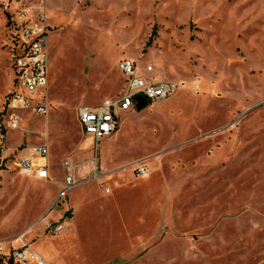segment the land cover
<instances>
[{
	"label": "rangeland",
	"instance_id": "1",
	"mask_svg": "<svg viewBox=\"0 0 264 264\" xmlns=\"http://www.w3.org/2000/svg\"><path fill=\"white\" fill-rule=\"evenodd\" d=\"M26 6H42L49 27L46 88L35 92L47 112L24 114L7 146L46 142L51 182L0 169V264H33L13 260L24 249L45 264H264V0ZM13 9L0 6V113L15 79ZM123 59L177 89L121 113L117 131L95 143L76 110L122 92ZM90 157L109 178L85 173L48 208L63 162ZM59 223L64 232L47 233Z\"/></svg>",
	"mask_w": 264,
	"mask_h": 264
},
{
	"label": "built area",
	"instance_id": "2",
	"mask_svg": "<svg viewBox=\"0 0 264 264\" xmlns=\"http://www.w3.org/2000/svg\"><path fill=\"white\" fill-rule=\"evenodd\" d=\"M29 0H0L4 10L13 8L12 24V68L14 71L13 90L7 96L0 113V169L11 171L25 178L36 180L49 179V152L46 142L21 143L11 148L7 146L9 132L20 129L23 116L30 113L33 116L44 115L47 112L45 95L42 99H35L37 90L46 88V36L49 27L45 23V11L42 6L30 9L26 6ZM118 71L124 78L122 92L114 99H106L97 106H83L76 110L77 123L84 135L89 136L95 143L113 135L117 129L120 114L136 110L139 103L148 104L168 98L177 89L174 82H164L149 78L153 74L151 66L140 71L135 63L123 59L118 63ZM25 92H29L30 97ZM44 139L46 135L41 134ZM11 151L12 155L5 157ZM91 159V178L89 181L102 183L109 177L100 173ZM66 177L58 197L53 205L60 203L66 195L80 186L75 181L74 168L68 161L63 162ZM134 173L140 177L145 176L148 170L140 165H135ZM106 193L108 188H104ZM65 224L59 223L47 228V233L57 236L64 232ZM13 260L16 262H29L45 264L42 259L29 249L15 251Z\"/></svg>",
	"mask_w": 264,
	"mask_h": 264
},
{
	"label": "crops",
	"instance_id": "3",
	"mask_svg": "<svg viewBox=\"0 0 264 264\" xmlns=\"http://www.w3.org/2000/svg\"><path fill=\"white\" fill-rule=\"evenodd\" d=\"M7 140H8V138H7ZM21 144V143H20ZM20 144H18V145H20ZM18 145H15V146H11V148H14V147H16V146H18ZM91 159H92V157H90V159L87 161V163H81V165L80 164H74V165H71L72 163L71 162H69L70 163V165L74 168V171H73V174H74V178H75V181L76 182H78V183H80V186H82L83 184H85V183H83V180H80V178L82 177V178H84V177H86L87 175H90L91 174V167H92V164H91ZM101 166L99 165L98 166V170H99V168H100ZM81 173V174H80ZM85 173H86V176H84L85 175ZM80 174V175H79ZM66 177V171L64 170V175H63V179H62V181H60L59 183H58V185H59V191L57 192V193H55V195L51 198V200H50V203H49V205H48V208H50L51 206H53V204H54V202H55V199L58 197V195L60 194V192H61V189H62V185H63V183H64V178ZM109 178V177H108ZM33 179V178H32ZM36 180V179H35ZM41 181H44L45 183H50L51 182V166H50V164H49V179L46 181V180H41ZM37 182V181H36ZM41 183V182H40ZM80 186H78L77 188H79ZM108 194V193H107ZM67 217L69 216V217H71L72 216V213H71V211L69 212V214H67L66 215ZM66 227V226H65ZM67 228V227H66ZM66 230V229H65ZM73 230V229H72ZM71 230H68L67 229V231H65V232H70Z\"/></svg>",
	"mask_w": 264,
	"mask_h": 264
},
{
	"label": "water",
	"instance_id": "4",
	"mask_svg": "<svg viewBox=\"0 0 264 264\" xmlns=\"http://www.w3.org/2000/svg\"><path fill=\"white\" fill-rule=\"evenodd\" d=\"M145 105L143 103H139L136 107V109L139 111L141 110Z\"/></svg>",
	"mask_w": 264,
	"mask_h": 264
}]
</instances>
